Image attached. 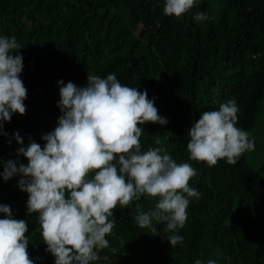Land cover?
<instances>
[{"label":"trees","instance_id":"1","mask_svg":"<svg viewBox=\"0 0 264 264\" xmlns=\"http://www.w3.org/2000/svg\"><path fill=\"white\" fill-rule=\"evenodd\" d=\"M164 6L165 0H0V34L14 35L24 46L18 51L28 88L26 112L5 121L7 135L0 133V173L4 160L28 162L16 152L17 130L25 143H46L43 134L62 114L61 78L83 86L89 73H115L124 84L146 88L169 119L166 125H143L144 148L162 147L177 162H190L197 169L190 184L202 195L190 198L180 229L184 240L175 246L165 237L164 222L152 231L135 219L155 207L157 197L118 204L110 217L113 231L106 234L110 245L91 264H194L197 258L264 264V137L252 133L264 100V0H198L179 18L165 14ZM200 11L207 18L197 21ZM233 98L240 108L238 126L255 139L251 163L248 151L234 164L191 158L193 121ZM19 179L0 175V203L27 220L28 251L36 264H55L38 214L27 212L29 193Z\"/></svg>","mask_w":264,"mask_h":264},{"label":"clouds","instance_id":"2","mask_svg":"<svg viewBox=\"0 0 264 264\" xmlns=\"http://www.w3.org/2000/svg\"><path fill=\"white\" fill-rule=\"evenodd\" d=\"M198 0H165L163 11L181 17ZM207 13H195L202 21ZM24 46L16 36L0 34V133L7 135L5 121L26 112L28 88L22 79ZM16 50V51H13ZM58 105L62 114L56 127L43 134L42 146L35 139L25 143L20 132L16 152L28 158L4 160L5 180L20 175L19 186L29 193L27 212L37 213L47 251L55 264H91L99 249L110 245L106 234L113 231L114 209L126 207L142 195L157 197L155 207L140 211L141 227L157 231L164 222L172 246L184 240L190 198L202 194L190 184L197 169L188 161L177 162L162 147L144 148L143 125L149 121L166 125L156 97L121 82L115 73L88 74L81 86L61 78ZM239 105L235 98L217 109L203 111L188 129V149L193 159L215 165L226 158L236 163L254 150L255 139L238 126ZM157 144L160 141L157 140ZM91 174V175H90ZM137 207H140L137 205ZM0 264H36L28 251L30 238L26 219L17 218L10 205L0 203ZM194 264H219L216 259Z\"/></svg>","mask_w":264,"mask_h":264},{"label":"rangeland","instance_id":"3","mask_svg":"<svg viewBox=\"0 0 264 264\" xmlns=\"http://www.w3.org/2000/svg\"><path fill=\"white\" fill-rule=\"evenodd\" d=\"M258 123L257 125L252 129V133L255 129L256 136H263L264 137V100H263V108L262 111L258 115ZM257 150V148H255ZM254 151L250 150L248 151L247 159L248 162L253 158ZM251 163V162H250Z\"/></svg>","mask_w":264,"mask_h":264}]
</instances>
